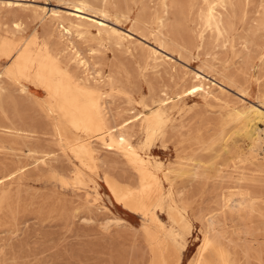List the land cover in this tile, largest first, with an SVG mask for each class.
<instances>
[{"label": "rangeland", "instance_id": "374dc122", "mask_svg": "<svg viewBox=\"0 0 264 264\" xmlns=\"http://www.w3.org/2000/svg\"><path fill=\"white\" fill-rule=\"evenodd\" d=\"M194 75L206 94L180 98ZM134 115L161 189L143 200L115 151L92 142L86 169L75 154L76 125ZM106 183L133 195L119 205ZM220 250L264 264V0H0V264H222Z\"/></svg>", "mask_w": 264, "mask_h": 264}, {"label": "bare ground", "instance_id": "6f19581e", "mask_svg": "<svg viewBox=\"0 0 264 264\" xmlns=\"http://www.w3.org/2000/svg\"><path fill=\"white\" fill-rule=\"evenodd\" d=\"M86 6L87 5L85 2H78L77 5L75 6V8H76L75 12L81 13L82 11L85 10ZM219 6L223 9H225L226 3L224 1H221ZM217 8L218 7H209L208 8V10H207V25H208V27L214 29L219 35H222L223 34L222 22L220 20H218V18H217V16H218L217 15V13H218ZM30 77H31V72L29 69H27L25 78H30ZM24 79L16 81V84L19 87H21L22 89L24 88V86L22 85L21 81ZM203 82L204 81L202 78H200L197 75H194L191 79L192 85L190 87H188L187 89L183 90L182 93H180L178 96L180 98H183L186 95L189 96V95L197 94L199 92H201L203 95L206 94ZM45 92H46V96L48 97L49 96V90L47 87L45 88ZM164 95L166 96V94H164ZM44 105L46 106V111H47L48 116L52 117L54 120L56 132H59V130H60L59 129V123H58L56 116L54 115V112L52 110V107L50 106L48 99L46 101H44ZM243 115L244 114L242 112L237 111L235 113L234 117H231L229 121L232 122L234 120H238V119H240V117H243ZM138 117H139L138 115H134L128 119H125L124 122L120 126H117L114 128L106 126L105 130L98 132L95 136L90 135V130L88 127H86V126L79 127L76 125V130L79 132H82V134L86 137V140L84 141V143H81L78 146V148H77L78 152L76 151L75 154H76V159H77V162L79 164V167L81 169H86V168H88V166H87V162H86L85 158H87L89 155H91L93 153L92 149L90 148V144L92 142L98 143L101 147H103L106 150L115 151L117 154L120 155V157L129 166H131L134 169L136 177H137V188L135 190V194L141 200H143V199L148 198L153 192L159 193L161 191V189H160L159 179L152 172V170L149 166V163L133 147V145L131 143L132 136L128 133V131L133 127V125H135L137 123V121L139 119ZM63 118L65 121L70 122L66 116H64ZM91 124L92 123H90V125ZM106 187H107L108 191L111 193V195L113 196V198L115 199L116 203L119 205L124 204L133 195L132 192L117 194L115 192V190L108 183H106ZM234 191L230 192V194H229L230 196L223 197L221 199L224 206L228 207L229 204L233 203L234 200H233L232 196L235 197V195H236ZM206 223H207L209 230L210 229L212 230L213 220L210 217H208L206 220ZM215 237H217V235H214V238ZM212 238H206L205 239L202 253L206 250V248L209 246V244H211ZM220 254H221L222 264H228L225 253L222 250H220Z\"/></svg>", "mask_w": 264, "mask_h": 264}]
</instances>
